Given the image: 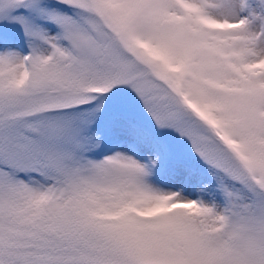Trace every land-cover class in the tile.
Masks as SVG:
<instances>
[{"label":"snow or ice","instance_id":"1","mask_svg":"<svg viewBox=\"0 0 264 264\" xmlns=\"http://www.w3.org/2000/svg\"><path fill=\"white\" fill-rule=\"evenodd\" d=\"M0 264H264V0H0Z\"/></svg>","mask_w":264,"mask_h":264}]
</instances>
